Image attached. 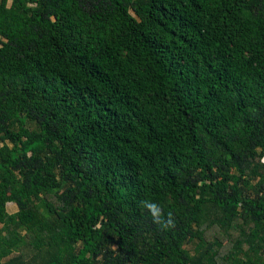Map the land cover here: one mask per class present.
I'll return each mask as SVG.
<instances>
[{
  "label": "trees",
  "instance_id": "obj_1",
  "mask_svg": "<svg viewBox=\"0 0 264 264\" xmlns=\"http://www.w3.org/2000/svg\"><path fill=\"white\" fill-rule=\"evenodd\" d=\"M0 264H264V0H0Z\"/></svg>",
  "mask_w": 264,
  "mask_h": 264
},
{
  "label": "clouds",
  "instance_id": "obj_2",
  "mask_svg": "<svg viewBox=\"0 0 264 264\" xmlns=\"http://www.w3.org/2000/svg\"><path fill=\"white\" fill-rule=\"evenodd\" d=\"M140 207L151 216L152 222L162 229L168 230L175 228L176 223L173 213L168 212L165 215L162 207L158 203L145 199L140 201Z\"/></svg>",
  "mask_w": 264,
  "mask_h": 264
},
{
  "label": "rangeland",
  "instance_id": "obj_3",
  "mask_svg": "<svg viewBox=\"0 0 264 264\" xmlns=\"http://www.w3.org/2000/svg\"><path fill=\"white\" fill-rule=\"evenodd\" d=\"M11 4V3H10ZM8 211L10 212V213H14V212H16L17 211V206H16V204H14V203H10L9 205H8Z\"/></svg>",
  "mask_w": 264,
  "mask_h": 264
}]
</instances>
